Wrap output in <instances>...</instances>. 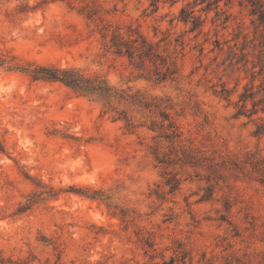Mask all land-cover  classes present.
Masks as SVG:
<instances>
[{"label": "rangeland", "instance_id": "1", "mask_svg": "<svg viewBox=\"0 0 264 264\" xmlns=\"http://www.w3.org/2000/svg\"><path fill=\"white\" fill-rule=\"evenodd\" d=\"M261 7L0 0V264H264Z\"/></svg>", "mask_w": 264, "mask_h": 264}, {"label": "trees", "instance_id": "2", "mask_svg": "<svg viewBox=\"0 0 264 264\" xmlns=\"http://www.w3.org/2000/svg\"><path fill=\"white\" fill-rule=\"evenodd\" d=\"M184 20H186L185 17H182ZM260 19L264 21V8H260ZM48 78L61 80L65 82L66 84L83 91H89L92 90L91 87H88L84 85L80 78L74 76L70 71H59V70H53L48 71L45 75Z\"/></svg>", "mask_w": 264, "mask_h": 264}]
</instances>
